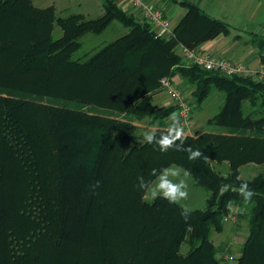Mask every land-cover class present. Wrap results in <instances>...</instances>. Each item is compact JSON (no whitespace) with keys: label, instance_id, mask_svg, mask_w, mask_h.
<instances>
[{"label":"trees","instance_id":"trees-1","mask_svg":"<svg viewBox=\"0 0 264 264\" xmlns=\"http://www.w3.org/2000/svg\"><path fill=\"white\" fill-rule=\"evenodd\" d=\"M174 2L186 14L167 38L116 0H103L96 19L0 0V264H224L212 234L237 218L248 220L249 234L236 264H264V174L244 179L240 172L264 166V83L187 66L181 46L228 37L231 25L189 0ZM114 21L128 32L75 57L82 37L103 34ZM251 45L264 64V34ZM177 75L194 88L192 106L213 90L224 94L208 121L219 130L184 141L203 153L196 160L131 144L135 121L168 126L174 105L157 107L153 97ZM223 164L226 173L216 169ZM167 166L187 170L208 192L206 208L187 220L180 206L147 202L137 187L139 177L154 182L151 170ZM242 182L255 192L250 202L237 191L221 194L222 185Z\"/></svg>","mask_w":264,"mask_h":264},{"label":"rangeland","instance_id":"rangeland-1","mask_svg":"<svg viewBox=\"0 0 264 264\" xmlns=\"http://www.w3.org/2000/svg\"><path fill=\"white\" fill-rule=\"evenodd\" d=\"M97 1L101 2V0H97ZM234 3L235 0L232 1L230 0L228 2V10L234 13L232 15L235 18H238V16H250L252 13L254 15L257 13V15H259L260 18V15L264 14V0H260L259 4L258 1L255 2L254 4L256 5L258 4L256 7L255 5L252 8H246L244 6H241L233 10ZM50 5L56 6L57 14L60 17H67L72 14L84 13L87 19H96L101 17L104 13L103 9L100 11L98 9H95L94 7L92 8L91 11L85 13L84 9L83 8L80 9L78 4L75 3V0H46L45 6H50ZM230 22L232 23L231 34L227 38L224 37L220 38V41H226V42L228 41L232 49L235 48L237 49L246 46L245 48L255 53L257 49L253 47V45H251V40L255 35H250L248 34L249 32L239 30L237 26L233 23V21ZM171 25L172 27L174 26L173 23H171ZM127 32L128 29L123 27L119 22L114 21L103 34L100 35L86 34L81 39L82 47L75 54V57L76 58L82 57L85 54L90 53L97 48H100L110 42H113L119 37L125 35ZM256 32H259V30ZM61 36H62V31L60 27L55 26L53 31L54 39H58ZM238 36H240V39L237 38ZM173 82L182 92H184V94L189 98L190 102L192 103L193 102L192 91L194 88L190 84H188L186 80L182 79V77H180L179 75L175 76ZM153 103L157 107L171 106V105H174L175 107L172 98L164 91L158 92L157 94L154 95ZM223 104H224V94L219 92L218 90H213L210 96L200 106L193 105L192 125L190 132L192 134H195V132L197 131L213 132L214 130H219V128L213 125H209L208 121L220 111ZM244 108L247 112L253 110L249 102H245ZM175 111L177 112L176 107H175ZM158 123H159L158 121L153 122L152 119L150 118L133 122L135 127V136L131 144L137 146L142 145L139 142L140 139H142V137H137V136H139L147 128H152V127L158 128ZM164 123L168 125L170 122L166 119ZM216 169L226 173L228 171V165L223 164L220 166H216ZM240 172L242 178L252 179L258 174L261 173L264 174V166L247 165L242 167L240 169ZM181 179L186 180L188 184L187 190L189 193L188 199L183 201V203L187 205V207L191 210L205 209L207 206L208 192L202 187L195 186L193 179L191 178L190 175L186 178L183 177L182 175ZM144 199L147 202L154 201V200H150V198L147 197V194H145ZM224 225L225 226L223 232L212 234V240L215 246L218 249L222 250V252L218 254V258H221L224 264H236L237 260L241 255L242 246L245 243L247 236L249 234L248 220L237 218L236 221H233L229 219L225 221ZM188 250H189L188 245L182 246V253L185 254Z\"/></svg>","mask_w":264,"mask_h":264},{"label":"clouds","instance_id":"clouds-1","mask_svg":"<svg viewBox=\"0 0 264 264\" xmlns=\"http://www.w3.org/2000/svg\"><path fill=\"white\" fill-rule=\"evenodd\" d=\"M167 120L170 122L165 129H159L157 127L145 129L139 136L140 143L155 144L158 146L160 152H167L169 149L175 148L177 151H186L188 153L189 160H196L200 158L203 153L201 150H194L191 146L184 147V141L189 137L193 136L190 131H186L182 123V113L173 111L171 112ZM180 142L177 144V142ZM151 175L155 177V182L145 181L143 177L138 178L137 187L147 194L150 200L162 198L167 200L170 204L180 206L182 209L181 215L187 220L191 209L183 203L188 199V184L185 179H181V176L188 177L190 173L187 170L181 169L178 166H167L159 170L152 169ZM239 179V177H237ZM99 181L93 186L98 188ZM229 190L237 191L243 198L245 203L251 201L255 192L250 189L247 182H242L238 188L232 185L225 184L220 188L221 194L228 192ZM229 210L233 209L231 201L226 205Z\"/></svg>","mask_w":264,"mask_h":264},{"label":"crops","instance_id":"crops-1","mask_svg":"<svg viewBox=\"0 0 264 264\" xmlns=\"http://www.w3.org/2000/svg\"><path fill=\"white\" fill-rule=\"evenodd\" d=\"M32 1L36 6L40 8L49 7V6H45L46 0H32ZM116 1L119 6L134 13L137 17H139V14L132 8V6L128 3L127 0H116ZM148 1L154 3L156 6L161 7L165 10L166 15L170 19L171 23L174 24L173 27H175L186 14V9L183 8L180 4L175 3L174 0H148ZM189 1L198 5L201 9H203L206 13L210 14L211 16L227 21L231 25V27H232V23L230 21H233V23L237 26L239 30L249 32L248 34L250 35H256L257 33H260L258 35L264 34V14H261L260 18L259 15H257V13L255 15L252 13L250 16H238V18H235L232 15L234 13L228 10V2L230 0H189ZM257 1L259 4L260 0H235V3L233 5L234 6L233 10L241 6H244L246 8H252L255 5L256 7L258 4L256 5L254 3ZM75 3L78 4L80 9L83 8L85 13L91 11L93 7L100 11L103 9L104 11L103 0H101V2L97 0H75ZM50 6H53L57 12V8L55 5H50ZM79 14H83L86 17L84 13H79ZM258 30L259 32H256ZM220 38L222 37H218L214 40L207 41L202 45H200L198 49L203 53L210 54L212 56L219 58H236L250 65H257L260 63L257 50L254 53L248 50L247 48H245L246 46L237 49L236 48L232 49L228 41L227 42L220 41ZM237 38L240 39V36H238Z\"/></svg>","mask_w":264,"mask_h":264},{"label":"built area","instance_id":"built-area-1","mask_svg":"<svg viewBox=\"0 0 264 264\" xmlns=\"http://www.w3.org/2000/svg\"><path fill=\"white\" fill-rule=\"evenodd\" d=\"M127 1L139 14V18L148 23L158 37L174 36V27L163 8L148 0ZM179 53L188 66L197 65L204 70L217 71L224 76L249 77L256 82L264 83V64L261 62L257 65H250L236 58H219L203 53L199 49H188L183 46L179 48ZM162 88L172 98L177 112L182 113L185 130L190 131L193 108L189 98L169 79L162 80Z\"/></svg>","mask_w":264,"mask_h":264}]
</instances>
